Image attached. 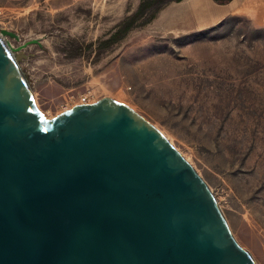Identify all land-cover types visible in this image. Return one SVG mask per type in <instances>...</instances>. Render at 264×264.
<instances>
[{
  "label": "rangeland",
  "instance_id": "374dc122",
  "mask_svg": "<svg viewBox=\"0 0 264 264\" xmlns=\"http://www.w3.org/2000/svg\"><path fill=\"white\" fill-rule=\"evenodd\" d=\"M141 1L0 0V31L19 35L5 39L48 119L103 97L129 105L195 168L264 264V26L231 16L185 31L169 15L180 1L148 0L144 15Z\"/></svg>",
  "mask_w": 264,
  "mask_h": 264
},
{
  "label": "water",
  "instance_id": "95a60500",
  "mask_svg": "<svg viewBox=\"0 0 264 264\" xmlns=\"http://www.w3.org/2000/svg\"><path fill=\"white\" fill-rule=\"evenodd\" d=\"M7 36L20 39L0 31V264H257L154 124L112 97L48 119Z\"/></svg>",
  "mask_w": 264,
  "mask_h": 264
},
{
  "label": "crops",
  "instance_id": "0c3cea01",
  "mask_svg": "<svg viewBox=\"0 0 264 264\" xmlns=\"http://www.w3.org/2000/svg\"><path fill=\"white\" fill-rule=\"evenodd\" d=\"M176 26L185 31H196L221 24L231 16H242L254 26H264V0H231L218 3L215 0H181L173 12Z\"/></svg>",
  "mask_w": 264,
  "mask_h": 264
},
{
  "label": "trees",
  "instance_id": "16d2710c",
  "mask_svg": "<svg viewBox=\"0 0 264 264\" xmlns=\"http://www.w3.org/2000/svg\"><path fill=\"white\" fill-rule=\"evenodd\" d=\"M177 1H181V0H177ZM215 1L218 2V3H227V2H230L231 0H215ZM149 6H150V3H149L148 0H142L136 14L144 15L146 13V10L148 9ZM153 17H154V14L150 15L148 17L147 21H149ZM129 25H131V24H129Z\"/></svg>",
  "mask_w": 264,
  "mask_h": 264
}]
</instances>
